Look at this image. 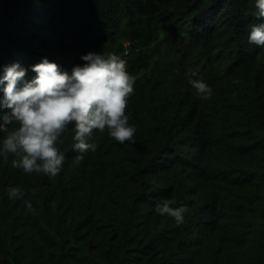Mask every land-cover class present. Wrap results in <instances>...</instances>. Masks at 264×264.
<instances>
[{
    "label": "trees",
    "instance_id": "1",
    "mask_svg": "<svg viewBox=\"0 0 264 264\" xmlns=\"http://www.w3.org/2000/svg\"><path fill=\"white\" fill-rule=\"evenodd\" d=\"M257 17L255 0H0V78L15 63L30 80L44 58L70 74L83 55L116 54L135 78L136 128L123 144L94 131L97 150L77 163L69 125L54 178L0 154V264H264ZM165 199L188 207L182 224L156 212Z\"/></svg>",
    "mask_w": 264,
    "mask_h": 264
},
{
    "label": "clouds",
    "instance_id": "2",
    "mask_svg": "<svg viewBox=\"0 0 264 264\" xmlns=\"http://www.w3.org/2000/svg\"><path fill=\"white\" fill-rule=\"evenodd\" d=\"M258 19L264 18V0H255ZM249 43L264 47V23L252 24ZM83 66H74L71 73L47 58L31 66L35 76L25 79L27 69L15 63L4 69L0 83L4 84L0 109V133L3 134L0 154L15 157L12 167L27 174L43 173L56 177L63 166L64 155L57 142L69 125H73V150L84 159L85 152L97 150L94 131L104 132L123 144L135 142L136 128L126 115L128 99L134 92L135 78L127 70V62L113 53L90 52L81 57ZM188 83L204 100L212 89L197 73L187 72ZM238 83V81H234ZM9 199L23 195L19 187L7 189ZM174 199L156 205V212L168 216L179 225L184 222L187 206L173 207ZM28 207H31L28 204Z\"/></svg>",
    "mask_w": 264,
    "mask_h": 264
}]
</instances>
